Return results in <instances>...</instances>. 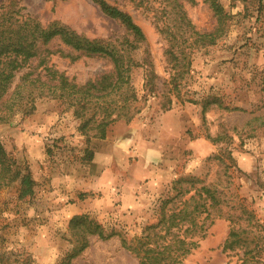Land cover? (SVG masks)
Segmentation results:
<instances>
[{
    "label": "rangeland",
    "instance_id": "rangeland-1",
    "mask_svg": "<svg viewBox=\"0 0 264 264\" xmlns=\"http://www.w3.org/2000/svg\"><path fill=\"white\" fill-rule=\"evenodd\" d=\"M103 1L141 29L145 41L134 53L151 60L156 92L147 94L143 69H132L140 111L129 123L109 126L104 140L87 143L72 111L46 95L35 99L31 114L15 110L0 124V144L13 171L32 182L30 190L20 180L0 186V264H58L78 245L69 230L74 216L87 215L106 233L127 239L145 235L163 203L170 213L191 196L187 210L197 204L202 232L179 264H264V0H217L230 15L223 36L215 45L192 48V30L211 33L216 27L204 0ZM0 3H18L42 27L57 23L88 40L131 41L91 0ZM178 5L192 30L179 27ZM173 35L178 61L170 63L167 40ZM42 50L48 51L40 52L46 67L78 87L112 69L107 59L86 57L58 39ZM37 63L15 75L8 95ZM42 68L36 69L41 76ZM32 90L37 92L25 93ZM87 150L93 158L82 161ZM202 188L218 203L205 199ZM230 232L237 242L224 249ZM70 264L139 262L118 237L91 235Z\"/></svg>",
    "mask_w": 264,
    "mask_h": 264
},
{
    "label": "trees",
    "instance_id": "trees-1",
    "mask_svg": "<svg viewBox=\"0 0 264 264\" xmlns=\"http://www.w3.org/2000/svg\"><path fill=\"white\" fill-rule=\"evenodd\" d=\"M91 1L106 17L117 21L131 37V41L127 38L120 43L109 39L88 40L57 23L42 27L36 20L23 15L21 13L23 9L18 3H0V124L8 123L15 110H20L27 115L31 114L35 99L46 95V97L65 103L72 111L74 118L79 121L77 130L85 137L87 143L91 139L104 140L109 126L118 121L129 123L140 111L136 107L139 100L131 85L132 69H143L144 89L147 94L156 92L157 76L151 60L146 53L145 57L141 58L135 55L139 45L145 41L141 29L128 14L116 7L110 6L103 0ZM187 1L193 2L192 0ZM203 2L207 4L216 19V27L211 33L193 31L178 5L179 27L183 30L186 28L192 30L193 42L189 48L198 44L200 46L215 45L216 41L223 36L230 18L217 0H204ZM54 39L60 40L66 47L86 57L107 59L112 66L111 72L79 87L68 82L62 74L46 67L48 51L42 48ZM174 40L175 36L167 40L170 47L166 54L170 63L178 61L173 51L175 42L173 44L172 42ZM41 51L46 55L40 56ZM35 60L38 63L34 70L24 73L20 78V83L8 95V89L15 75L29 68L28 65ZM40 66L43 67L42 71L45 73L43 76L36 73V69ZM174 68L175 66L171 67L172 70ZM171 81L173 90L177 91V78L173 77ZM28 88L36 89L37 92L33 93L32 90L27 94L25 90ZM1 108H3L2 111ZM92 158L93 151L87 150L82 161H91ZM14 166V161L7 156L0 144V186L7 181L20 180V185L30 190L29 186L32 182L28 174L22 175L18 170L13 171ZM201 190L205 199H209L212 205L218 203L213 192L206 188ZM193 199L191 196L183 200V208L178 211L173 208L170 213H165L163 209L168 202L163 203L158 222L147 227L145 232L148 233L145 235L132 239H127L113 230L106 233L104 228L89 219L87 215L74 216L69 221V230L78 238V245L58 264H70L79 253L85 250L87 237L91 235L100 240L118 237L121 247L135 256L139 264H179L181 257L187 255L196 246L192 238L202 232V225H198L196 221L199 213L197 204L191 211L187 210V204ZM181 231L185 236L181 237ZM236 236L237 233L230 232L224 249H232L237 242Z\"/></svg>",
    "mask_w": 264,
    "mask_h": 264
}]
</instances>
